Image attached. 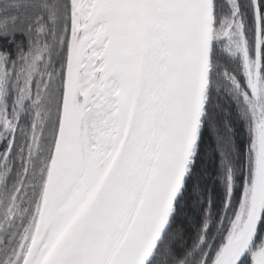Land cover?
Listing matches in <instances>:
<instances>
[{
    "label": "snow or ice",
    "instance_id": "snow-or-ice-1",
    "mask_svg": "<svg viewBox=\"0 0 264 264\" xmlns=\"http://www.w3.org/2000/svg\"><path fill=\"white\" fill-rule=\"evenodd\" d=\"M0 264H264V0H0Z\"/></svg>",
    "mask_w": 264,
    "mask_h": 264
},
{
    "label": "trees",
    "instance_id": "trees-1",
    "mask_svg": "<svg viewBox=\"0 0 264 264\" xmlns=\"http://www.w3.org/2000/svg\"><path fill=\"white\" fill-rule=\"evenodd\" d=\"M218 163H219L218 159L215 161V163H213V161H208L209 171L214 173L218 168ZM216 191L220 196L223 195V188L221 185L218 184L216 186ZM217 203H219V201H217ZM194 236H195V225L193 223L192 230L189 232L188 237H186L187 246L189 247L191 246L192 239L194 238ZM180 248H181L180 255H182L184 246L182 245L180 246Z\"/></svg>",
    "mask_w": 264,
    "mask_h": 264
}]
</instances>
